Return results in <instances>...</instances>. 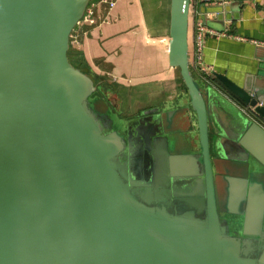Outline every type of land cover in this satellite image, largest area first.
Returning a JSON list of instances; mask_svg holds the SVG:
<instances>
[{"label": "water", "instance_id": "95a60500", "mask_svg": "<svg viewBox=\"0 0 264 264\" xmlns=\"http://www.w3.org/2000/svg\"><path fill=\"white\" fill-rule=\"evenodd\" d=\"M94 1L0 0V264H264V47L242 85L214 74L245 112L197 85L190 0H170L168 63L186 88L181 110L195 115L199 149L173 125L175 110H145L121 133L97 108L117 111L113 94L90 102L96 84L67 54ZM230 11L200 6L217 20ZM217 112L230 125L227 148L210 138ZM179 145L186 151H173ZM218 159L237 169L223 166L220 206Z\"/></svg>", "mask_w": 264, "mask_h": 264}, {"label": "crops", "instance_id": "0c3cea01", "mask_svg": "<svg viewBox=\"0 0 264 264\" xmlns=\"http://www.w3.org/2000/svg\"><path fill=\"white\" fill-rule=\"evenodd\" d=\"M222 1L213 0L211 6ZM228 1L231 11L226 16L230 20H217L214 14L205 17L209 21L206 25L218 34L204 35L202 60L203 64L212 65L214 74H221L242 85L245 77L254 73L256 53H259V47H264V0ZM100 11V15L104 14L102 9ZM194 20L190 8L189 44ZM169 21L170 0H116L107 22L78 29L80 47H73L72 56L75 63L88 68L93 76L100 77V84L104 82L115 91L112 93L113 102H117L118 110L110 105L108 108L118 123L145 110H154L161 115L175 110L171 118L173 125L185 117L192 124L189 135H195L197 140L194 113L190 108L186 112L181 110L189 107V102L179 69L168 63ZM190 71L203 89L212 86L242 110L243 106L232 99L215 75L207 81L192 66ZM209 129L211 140L218 139L227 148L231 130L225 114L214 113ZM179 131L183 132L181 128ZM198 149L197 142L195 146L192 144L190 151ZM212 155L216 157L215 153Z\"/></svg>", "mask_w": 264, "mask_h": 264}, {"label": "built area", "instance_id": "2783aa9c", "mask_svg": "<svg viewBox=\"0 0 264 264\" xmlns=\"http://www.w3.org/2000/svg\"><path fill=\"white\" fill-rule=\"evenodd\" d=\"M213 0H190V8L195 16L193 22V35L192 41L189 44V65L196 69L204 80L210 81L214 77L212 65L203 64L202 49L203 38L205 34H218L211 28H209L205 22L201 19V15L204 17L211 15L212 13L201 14L200 6H211ZM228 0L222 1L218 5L228 3ZM116 0H97L88 4L83 18L78 22L77 27L73 29L69 35L70 45L74 48L80 47V39L78 29L81 26H95L108 20L109 12L115 7ZM199 6V8H198ZM100 9L104 11V14L100 15ZM215 15V14H214ZM206 20V18H205ZM244 107V108H243ZM242 110L251 113V108L243 106Z\"/></svg>", "mask_w": 264, "mask_h": 264}, {"label": "rangeland", "instance_id": "374dc122", "mask_svg": "<svg viewBox=\"0 0 264 264\" xmlns=\"http://www.w3.org/2000/svg\"><path fill=\"white\" fill-rule=\"evenodd\" d=\"M70 49H73V47L70 45ZM69 51H71V50H69ZM68 55L70 56V59L71 60H73V56H72V53H70V52H68ZM195 81H196V83H197V85L198 86H200L201 87V85H200V83L197 81V79H195ZM201 89L203 90V87H201ZM94 97V95H92V96H90V98H89V101L90 100H92V98ZM95 97H99V95L98 94H96L95 95ZM99 98H101V97H99ZM102 101V100H101ZM91 102V101H90ZM103 102V101H102ZM108 106L109 105H107V104H102L100 107H98L97 106V108L98 109H100V110H109V111H111V109H109L108 108ZM110 114V113H109ZM111 118L113 119V121H114V124L116 125V127L118 128V130L121 132V133H125V126H126V124H127V122L126 121H120V123H118L117 122V119H115V117H114V114H112L111 113ZM178 123V127L179 128H181L182 130H186L185 132L187 133V134H189L191 131V122H189V121H186V119H185V117H184V120H182V121H177L176 122V124ZM186 126H188L189 127V129H187L186 128ZM169 134V133H168ZM188 140H191V142H192V144H193V146H195V145H197V140H196V136L194 135V136H192V134H191V136H188ZM178 150H180V151H186L185 149H182V147L179 145V149H174L173 151H178ZM223 163H226V164H223ZM225 165H228V166H230L231 168H233L232 170H231V174H233V173H235L236 172V168L233 166V165H230V162L229 161H225V160H214L213 161V173H214V175H215V184H216V194H217V200H218V204H219V206H220V204L222 203L223 204V198H224V184H223V182H222V180H221V175H220V173H222V171L224 170V167L223 166H225ZM241 168H240V172L238 171L237 173H239V174H241V175H243L241 172L244 170V169H246V167L242 164L241 166H240ZM249 168H252V167H249ZM263 177H264V175H263Z\"/></svg>", "mask_w": 264, "mask_h": 264}, {"label": "trees", "instance_id": "16d2710c", "mask_svg": "<svg viewBox=\"0 0 264 264\" xmlns=\"http://www.w3.org/2000/svg\"><path fill=\"white\" fill-rule=\"evenodd\" d=\"M69 50H71V51H69ZM69 50H68V52H70V53H72V49H70L69 48ZM68 54V53H67ZM68 58H69V61L71 62V64H73L75 67H78V68H80V69H83V70H85V72L88 74V75H90L91 77H92V79L94 80V82H95V84H96V92H94V96L96 95V94H98L99 95V97H103V94L104 93H106V92H108V93H114L115 91H113L112 89H110V88H108V86H106V84H104V82H101V84L98 82L99 81V78L100 77H95V76H93L90 72H89V70H88V68H86V67H81L79 64H77V63H75L74 62V60H71L70 59V56L68 55ZM189 69H190V65H189ZM103 84H104V86H103ZM113 85V84H112ZM184 88H185V86H184ZM186 89V88H185ZM230 93V92H229ZM231 94V93H230ZM231 96H232V98H235L236 100H237V98L234 96V95H232L231 94ZM238 101V100H237Z\"/></svg>", "mask_w": 264, "mask_h": 264}, {"label": "flooded vegetation", "instance_id": "af4514ba", "mask_svg": "<svg viewBox=\"0 0 264 264\" xmlns=\"http://www.w3.org/2000/svg\"><path fill=\"white\" fill-rule=\"evenodd\" d=\"M221 215H222V216H225V217H227V218L229 217V216H228L226 213H224V212H222ZM228 224H229L230 232H232L235 228H233V225H232L231 222H228ZM235 231H237V230H234L233 232H235ZM239 236H241L240 233H239Z\"/></svg>", "mask_w": 264, "mask_h": 264}]
</instances>
